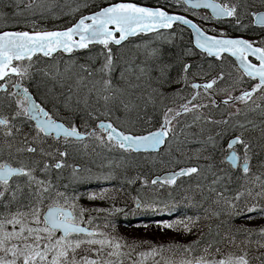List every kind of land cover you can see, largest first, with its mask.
I'll return each mask as SVG.
<instances>
[{"label":"snow or ice","instance_id":"1","mask_svg":"<svg viewBox=\"0 0 264 264\" xmlns=\"http://www.w3.org/2000/svg\"><path fill=\"white\" fill-rule=\"evenodd\" d=\"M14 3L17 8L23 5L25 10L33 14L36 11L43 13L50 10L47 0H14ZM176 3L189 5L193 10L211 9L212 15L217 19L235 17L238 24L240 16L244 15L249 19V25L241 24L242 27L255 25L264 31V10L257 7L258 3L264 7V0H176ZM241 5L244 6L243 12L238 11ZM184 11H188V8ZM20 14L22 13H13ZM4 19V15L0 13V22ZM174 24L190 26L195 34V47L208 57L221 59L224 53H228L238 61L236 70L240 73L239 77L228 88L220 89L227 97L221 102L234 108L229 117L239 116L245 109L258 112L264 117V41L257 45L256 42L242 37L206 35L201 27L182 15L169 14L160 8L139 6L127 0L110 3L99 11L81 16L75 24L62 31H37L35 25L31 32L0 31V140L7 144V158L0 155V264H146L149 258L153 264H176L164 257L163 253L166 251L179 252V264H253V261L264 264V252L250 255L253 245L257 249H264V228L258 233H253L249 228L236 229L235 232L242 234L243 239H239L231 230H226L222 233L218 231L213 240L205 244L201 243V238L189 245L167 248L163 245L153 246L148 251L137 252L140 244L128 243L111 232L101 230L96 225L91 210L80 207L75 196H69L66 191L57 189L50 179L53 170L65 167L63 158L68 156V151H61L58 145L63 144L67 149L75 141L82 142L85 136L94 138L101 145H112L125 151L148 152L164 145L169 140L170 133L175 135L176 126L173 122L179 124L182 114L192 116V123L185 121V127L189 129L200 122L212 125L229 124V120L219 121L212 119L210 115L205 116L201 109L210 105L199 102L205 95L210 94L209 90L214 85L225 80L223 71L203 85L192 83V89H203V93L196 91L190 94V98L182 97L185 102L179 109L166 108L159 129L148 131L145 135L126 134L118 131L112 123L103 121L91 132L82 133L71 120H63L56 112H50L46 106H42V102L38 103L29 89L23 86V81L30 78L29 68L34 56L40 54L51 57L57 51L72 53L74 50L100 44L106 51L101 53L104 62L98 69L79 65L75 72L66 67L64 73L57 72V75L65 76L67 80L75 76L77 87L91 84L88 94L95 93L96 102L103 101L108 114H111L113 107L119 109L120 106L125 111H131L139 107L132 99L135 94L133 90L141 88L142 85L133 83L123 73V86L118 87L113 82L115 65L108 46L110 43L119 45L129 36L138 33L170 30ZM186 54H191V50ZM150 55H156L155 51ZM249 57L255 58L258 63H253ZM25 61L28 62L27 65ZM191 68V64L183 65L185 82ZM159 71L163 76L165 67H160ZM148 75L149 70L140 67L135 74V80L141 81ZM244 77L248 81H255L250 89L240 87L246 82ZM9 88L14 91L10 92ZM236 89H239V94L232 95V91ZM72 95L73 88L69 85L68 94L64 95L62 101L69 111H74ZM137 99H143V96ZM83 102L87 105L88 98L85 97ZM79 103L80 100L77 99L76 104ZM211 104L215 105L216 101H211ZM239 105H243V108ZM24 126L29 127V132L22 131ZM235 127L240 130V135L229 140V154L219 165L210 164L206 169L195 166L183 168L163 180L153 179L151 184L171 186L176 184L177 177H191L194 174L200 176L207 172L212 177L207 190L215 195L213 202L222 205L221 210L214 215H226L229 219L241 215V201L245 202L244 212L264 211V208L258 209L256 203H248L264 200V162L257 167V171H252L255 150L258 147L264 151V143L253 144L251 139L244 136V132L259 128L261 139H264V120L259 125L255 121L246 120ZM222 135L223 132L217 133V136ZM50 139L54 143L49 144ZM203 143L212 144L215 148L217 140L209 135ZM237 146L243 149L241 155H237ZM225 161L230 168L221 167ZM235 170L242 173L244 182L240 184L242 190L236 191L230 197L225 193L229 191L228 184L232 182ZM78 171L74 169V175ZM199 187L198 184L197 188ZM98 198L103 199L104 196L89 197L93 200ZM49 200L55 201V206L49 204ZM153 206V202L146 203L137 199V207ZM194 223L192 218H188L179 221L178 225L165 224L164 227L177 230L182 227L183 231L190 232ZM223 224L224 221H221L218 227H223ZM253 235H258L260 239H252ZM157 256L160 257L159 260L155 259Z\"/></svg>","mask_w":264,"mask_h":264},{"label":"trees","instance_id":"2","mask_svg":"<svg viewBox=\"0 0 264 264\" xmlns=\"http://www.w3.org/2000/svg\"><path fill=\"white\" fill-rule=\"evenodd\" d=\"M120 1L121 0H47V7H49L50 10L44 11L43 13H41L40 11H36V13L33 14L32 12L25 10L23 5H20V7L17 8L14 0H0V13H2L5 18L9 19L8 21L13 22L11 26H6V28L4 29L24 30V28L22 27V22L16 21L23 18H31L32 16H34L33 18L35 20V23H40L36 26H43L45 27V29H62L72 25L80 16L94 12L106 5H109L110 3H116ZM127 1H133L152 6H163L169 9V7L172 6L170 5L171 1L176 0ZM85 3L87 4L86 7L84 6ZM257 7L260 8V10L264 9V7L260 6L259 3L257 4ZM20 9H24V12H22L21 15H12L15 11H20ZM28 14L32 15L27 16ZM241 18V21H249V19L244 15ZM228 29H231L228 30V33L230 35H235L234 32H240V34H242L238 28L228 27ZM247 30H251L244 33L248 36L255 37L256 35H261L258 34L259 32H261V30L253 26H251ZM173 32H178V35H180L181 37H176ZM169 35L173 37L169 39L170 41L168 43L165 44L166 49L161 54L159 61H139L141 67L149 70V75L143 77L141 81L135 80V74H137L139 70L138 66H136V63H132V65L127 66L124 65V63H126V61H130L131 58H134V60L135 58H137L136 62H138L139 57L142 58L143 53H136V50L131 44L134 40H137L145 35H139L135 38L129 39L120 46H114L112 44H109L108 46L109 48H111L115 65V71L112 74L113 82L117 84L118 87L123 86L124 81L121 77V74L123 73L125 76L129 77L133 83H140L142 85L141 88L133 90L135 94L132 99L139 105V107L134 108V110H137L135 114V120H145L141 124V128L139 125V127L130 129L129 131H131L132 133H142L154 129V126H156L157 124H161L163 120V111H165L166 108L173 106L178 101H181L177 96L182 95V97H186L185 94L187 90L183 88H180L179 91L176 90L168 94L167 96H165V93L159 94L156 92H150L151 89L149 90L150 87H153L154 85L157 86V84L160 86V89H164L177 80V68L179 67V64L181 65L182 63V60L178 59L180 56H182L184 50H186L185 46L190 47V50L194 52L195 57L201 55L203 57L202 60L207 59L204 54L199 53L192 46L190 34L186 28L175 26L171 31H169ZM155 37L156 36H154V38ZM158 48H160V46H154L152 52L155 51V53H159ZM180 48L183 49L180 50ZM104 51H106V49L103 48V45L93 44L90 45L87 49L72 52L69 54L57 53L52 55L51 57H44L43 55L34 56L33 63L29 68L30 78L24 80L25 85L32 91L34 97L40 103L42 102L44 106H46L47 110H49L50 112H56L57 115L63 120H71L72 123H74L79 128L92 127L101 119L109 120L114 124L115 119L113 118V116L120 117L122 120L125 117L127 119L129 115L126 114V111L122 106H120L119 109L113 107L111 114H108L106 108L104 107L103 101L97 103L95 93L91 95L88 94V88L91 87V84H88L87 87H85L84 85H80L79 87H77L75 76H73V78L70 80H67L65 76H62L59 80V75L55 74L56 70L57 72L64 73L66 67L72 68L75 72L78 70L79 65H89L93 70L98 69L104 62V56L101 55V53ZM70 57L72 58L70 59ZM27 63L28 62L25 61L26 65ZM217 63L222 66H226V68H224L225 70H222L224 73L226 72L227 65H229V69L231 67V65L228 64V61L226 60H217L215 64ZM232 66L234 67V69H236L233 64ZM160 67H165V74L163 76H161V73L159 71ZM171 67L173 68L174 72L173 74L168 75V72L171 71ZM125 69H132L134 71L126 72ZM45 73H48V75H45ZM52 73H54L56 76H51ZM225 80L226 85L228 86L232 82H234L232 75L230 77H225ZM244 80L246 82L241 84V87L243 88H250L251 85L255 83L254 81H248V79L246 78H244ZM60 84L64 85L58 86ZM69 85H71L73 88L71 104L74 111H69L63 106L62 103V101L64 100V95L68 94ZM140 96H143V99H137V97ZM85 97L88 98L87 105H85L83 102ZM77 99L80 100V103L78 105L76 104ZM145 101H147L146 104ZM54 104L55 107L53 106ZM232 109L233 107L230 109L229 105L216 103L206 110L209 111L205 114V116L210 115L214 120H229L231 122L234 116L230 118L229 113L233 111ZM89 113H92V115L90 116ZM181 116L179 117V119L181 118ZM173 123L175 124L176 129H178L181 125L180 123L176 124L175 121ZM202 123L203 132H201V126H198L197 124L191 128L193 129V133H196V135L198 136L202 135L203 133H212L211 135L214 134V136H217V133L222 132L225 128L228 129V125H224L223 123L219 125H212L204 122ZM259 123L260 122L258 120L256 124L259 125ZM181 126L187 129L185 127V124ZM205 129H207L208 131H205ZM236 134L240 135L237 131H232L231 128L228 133H226L224 136L222 135V138L220 139V141L222 142L221 146H217L215 148L213 145L209 146V144L203 143L202 139L196 140L195 144L189 146L188 144L179 143L181 144V148H183L182 146H185V148H189L188 151L185 152V155H183L184 158L180 160L181 162L179 164L170 163L172 157H170L169 154L165 153L168 148L166 147L167 142L165 143V146L160 149V151L155 153L156 157L153 163H151V161L147 162L141 159V156L143 155L142 153L135 154L129 152L132 155L131 160L133 159L134 161L128 163V156H124L122 161L123 163H120V165H122L124 169H126L127 167L130 168L129 174L134 175L132 176L131 182L125 177H117L115 179L113 178V182L108 181V185L106 187H98L99 183H91L87 186L86 184L80 185L70 183L69 186L67 185L65 190L67 193H73L74 195H76L78 197L77 199L80 201L83 200L85 196L82 191L83 188L81 187L84 186L85 188H95V191L94 193H92V195H103L104 198L93 200L89 199L88 197L87 201H91L90 203L94 202L97 205L101 206L110 205L114 208H121L124 210L134 209L136 198L143 197L148 200L150 197H152L147 202H153L154 206L152 208L146 207L145 211L151 209L166 210L168 214L163 215V218L161 219L150 220L149 222L147 220L142 223L131 224V226L129 227L120 225L123 224L124 220L115 215L113 216V218H111L112 220L109 217H101V221L104 224V230L111 233L116 230L123 229L124 227L126 229L141 228V230L153 228L159 233V235L168 236V239L166 241L162 243L156 242L157 246L163 245L165 246V248H167L169 246L189 245L201 238V243L205 244L206 242L213 240L218 231L222 233L226 230H231L238 236L239 239H243V235L236 233L235 230L239 228H249L253 230V233H258L261 228H264V211H256L250 213L244 212L245 202L241 201V215L232 216L230 219L226 215H220L219 217H217L216 215H214V213L220 211L222 205L215 204L213 202L215 199V195L210 194L207 190L208 186L211 183V176L208 179L202 180L197 179L196 177L189 178L188 176H184L179 178L176 181L175 185H164L157 191L151 190L152 186L155 185H152L150 182L152 177H154L155 175L167 172L169 170L180 169L185 166L190 167L192 163L195 164L193 165V167H200L202 169H206L210 164L219 165L220 161L225 158L228 139L233 138ZM244 136L245 138L251 139L253 144L264 143V139H261L259 128L244 132ZM216 138H218L219 140V136H217ZM191 146L196 148L195 152L190 149ZM176 148L177 146H172L171 150L175 152L178 150ZM255 151L256 155L253 156L252 160L253 172L257 171V167L262 162H264V151H261L258 147ZM70 153L71 156H69V160L74 162L73 164L75 165H80V163H82L84 159H86V157H84L82 153L79 154L73 149ZM129 153L127 152L128 155ZM161 154L162 156H160ZM198 154L200 155V157L197 156ZM182 161L184 162L182 163ZM160 162L161 164H159ZM221 167L230 168V165H228L225 161V163L221 165ZM61 171L53 170L50 174V179L53 181L57 189H59L60 191H65L63 190V184L65 180H67V171ZM204 175L208 176V173L205 172ZM243 182L244 181L242 179V173L239 170H235V174L232 175V182L228 184L229 191H227L225 194L231 197L235 194L236 191L242 190L240 188V184ZM198 184L200 185L199 188H197ZM75 186L76 188L73 189V187ZM53 202L55 201H48L49 204H54ZM248 203H256L258 209L264 208V200L249 201ZM83 205L88 206V204L85 203ZM188 218H192V220L195 221L190 232L183 231L182 227H180V230H177L176 228L164 227L165 224L178 225L179 221L187 220ZM221 221H224L223 227H218ZM252 239H260V237L258 235H253ZM144 241L145 237L141 238V240H137L136 243L140 244L141 246ZM260 252H264V249H257L255 245H253L250 250V255H259ZM164 253L168 255H180L179 252L172 251H166ZM253 264H258V262L253 261Z\"/></svg>","mask_w":264,"mask_h":264},{"label":"rangeland","instance_id":"3","mask_svg":"<svg viewBox=\"0 0 264 264\" xmlns=\"http://www.w3.org/2000/svg\"><path fill=\"white\" fill-rule=\"evenodd\" d=\"M170 5H172L171 7L166 8L168 10H173V11H177L179 13H183L186 14L187 16L193 18L195 21L199 22L200 24H202L206 29H210V30H216V34H221V33H225L224 29H222L223 27L220 26V24L215 23L212 19H204L203 17H201L200 15H202V12H195L192 11L190 9H188V11H184V9L186 7H184V5H180L177 4L176 1H171ZM243 7L241 6V8L239 9V11L243 12ZM21 11V12H20ZM20 11L17 10V12L22 13L24 12V9H20ZM16 12V11H15ZM13 15V14H12ZM21 15V14H20ZM32 14H28L27 16H30ZM14 16H19V15H14ZM243 15L240 16V18ZM34 16H32L31 18H23V19H19L16 22H22V27L24 28V30L26 31H33V25H35V30H46L45 27L43 26H36L39 25L40 23H35V20L33 18ZM242 19V18H241ZM9 19L5 18L3 22H0V29H4L6 28V26H11V24L13 23L12 21H8ZM236 20V19H235ZM7 21V22H5ZM237 21V20H236ZM241 22V20H240ZM246 28V27H245ZM174 35H176V37L178 36L179 38L181 37L180 35H178V32H173ZM154 36H156L154 38ZM173 36L169 35V31H161V32H157L148 36H142L137 40H134L132 42V46L134 47V49L136 50V53H140L142 55V58H138V62H136V59L134 60V58H131L130 61H126V63H124V65H132L136 63V66H138V68L141 67V65L139 64V61L143 62L145 60H149V61H159L161 54L165 51L166 49V43H168ZM182 41V40H181ZM154 46H160V48H158V52L156 53V55H150V53H152L153 47ZM186 50H184L182 56L179 57L178 60H182L181 65L179 64V67L177 68V80L173 83L168 85L167 87H165L164 89H160V86L157 84V86H153L150 87L149 90L151 89L150 92H156V93H165V96H167L168 94L174 92V91H179L180 88L186 89L187 92L185 94L186 97L190 98V94L194 93L196 91H200L201 93H203V89H198V90H194L191 88V84L195 81H198L199 83L205 84L208 81H211L213 78H215L222 70H225L224 68H226V66H222L220 64H215V62L217 60H210V59H205L202 60V56L198 55V57L194 56V52L191 51V54H186L189 52L190 47L189 46H185ZM122 49V48H120ZM183 48H180V50ZM196 52V51H195ZM197 53V52H196ZM144 56V57H143ZM134 57V56H133ZM72 57H70L71 59ZM73 62V61H71ZM179 63V62H178ZM184 64H191L192 68L190 69L189 73L187 74V82H185V74L182 71L183 65ZM171 71L168 72V75L173 74L174 70L171 67L170 69ZM235 73H233L232 71ZM62 73V72H60ZM231 73L232 76H236V75H240V73L234 69L233 66L230 67L229 69V65H227V69L225 72V77H230L228 74ZM55 74L57 75V70L55 71ZM54 73L51 74V76H56ZM62 76H59V80L61 79ZM77 79V78H76ZM198 83V84H199ZM64 84H60L58 86H63ZM159 87V88H158ZM229 86L226 85V80L223 81H219L217 85H214V88L212 90H209L210 94L209 96H211V94H215V101L218 104H222V98L220 97L221 91L220 89H225L228 88ZM241 87V86H240ZM156 88V89H155ZM243 88V87H241ZM155 89V91H153ZM164 90V91H163ZM167 93V94H166ZM239 94V89L233 90L232 91V95H238ZM208 95H205L204 98L200 99L199 102L203 103V104H208L211 106H213L211 104ZM181 101H178L177 103H175L173 106H171L170 108H174V109H179V106L184 103V99H182V95L181 96H177ZM218 98V99H217ZM217 99V100H216ZM241 108H243V105H239ZM209 108V107H208ZM208 108H202L201 112L205 115L208 111H206ZM232 107L230 106V109ZM234 111V108L232 109ZM232 111V112H233ZM137 110H134V108L131 111H126V114H128V118L126 119L123 118V120L120 117H114L115 122H114V126H116L117 128L122 129L123 131L128 132L130 129H134L136 127L141 128V124L144 122V120H139L136 119V114ZM80 113V112H78ZM164 113V111H163ZM82 114V113H81ZM143 117V116H142ZM139 117V118H142ZM180 120V124L183 125L185 124V121L187 123H192V116L191 114H182ZM246 120H252L257 122L259 120V122L261 123L262 120H264V117H261V115L258 112H250L247 109H245L244 111L241 112V114L239 116H234L233 120L228 124V129L225 128L222 132H223V136L229 132V130L232 128V131H237L238 134H240V130L238 128H236L235 126L238 123H242L245 122ZM259 123V124H260ZM202 122L197 123L198 126L202 127ZM160 124H157L156 126H154V129H157L159 127ZM176 129V133L175 135H172L170 133V138L166 143V154H169L170 157H172L171 159V164H179L181 161V159H183V155H185V152L188 151L189 148H185V146H182L183 148L180 147L181 144H188L189 145H193L196 143V140H200L202 139V142H204L207 137L209 135H211L212 133H203L202 135L198 136V135H193V129H185L183 126H181ZM144 129V128H143ZM181 129H184L183 132H181ZM23 132H26L25 129H22ZM205 131H208L207 129H205ZM208 134V135H207ZM214 136V134L212 135ZM235 136H238L237 134ZM217 137V136H214ZM222 138V136H219V140L218 138H216V140H218V142L216 143V146H221L222 142L220 141V139ZM181 143V144H179ZM73 147H79V148H83L86 151H82V155H84V157H86V159H84V161L82 163H80L79 168H78V172L74 175V164H71L69 167H67V180H65L64 184H63V190L66 189L67 185L69 186L70 183L72 184H78V183H87V182H97V181H106V180H110L112 178H117V177H125L128 180H130V182L132 181V176H134L133 174H129V169L130 168H126L124 169L122 167V165H120V163H123V157L124 156H128V163L131 161H134L133 159L131 160V153H129V155L127 154L126 151H123L121 149H119L118 147L112 146V145H101L98 141H96L94 138L89 137L86 140L79 142V143H75V144H71ZM212 144H209V146H211ZM172 146H177L176 149H178L177 151L173 152L171 150ZM227 147V146H226ZM194 152L196 151V148H194L193 146H191V148ZM243 149L239 146H237V153L238 155L242 154ZM175 153V154H174ZM0 155H3L4 158H7V144L2 141L0 142ZM162 156V154L160 155ZM166 156V155H165ZM198 157H200V155H197ZM155 153L153 152H146L145 154H143L141 156V159L149 162L151 161V163H153L155 161ZM253 160V158H252ZM184 161H182L183 163ZM211 162V161H209ZM161 164V162L159 163ZM195 164H191L190 167H192ZM186 167V166H185ZM253 170V168H252ZM205 174V173H204ZM193 175L191 177H196L197 179H208L210 178V174L208 173L207 175ZM126 175V176H125ZM189 177V176H188ZM189 177V178H191ZM207 177V178H205ZM108 182H103V183H99L100 186H105ZM66 186V187H65ZM162 187L160 185H155L152 186V189L150 187L151 190L157 191L158 189H161ZM66 191V190H65ZM69 196H71L70 193H67ZM75 196L77 198L76 195H72ZM90 196V194H86L83 200H78L76 199V203L80 206L83 207L85 209H89L91 210V215L95 218V223L97 226H99V228L101 229L97 219L104 214L107 215H115L117 217H127V214H130L129 212H126V209H121V208H114L113 206H101V205H97L96 203H90L89 201H87V198ZM152 197H150L149 199H151ZM139 199H141L144 202L149 201L146 200L143 197H139ZM162 201V200H161ZM54 205L56 202H53ZM62 203V202H60ZM88 204V206L83 205V204ZM141 209H145L146 207H140ZM96 209H100V210H104V211H95ZM168 213L165 212L164 215H167ZM113 234L117 237H121L123 238L125 241H127L128 243H133L136 242L137 240H141V238L145 237V241L142 243V245L140 246V248H137L136 251L137 252H143V251H148L150 250L151 247L153 246H157L156 242H164L168 239V236H161L159 235V233L153 229V228H147L146 230H141V228L135 229V228H123L120 230H116L113 232ZM148 239H152V240H148ZM164 257H166L167 259H169L170 261H174L176 262V264H179V260H180V255H168L163 253ZM155 259L159 260L160 257L157 256ZM146 264H153V261L151 258H149L146 261Z\"/></svg>","mask_w":264,"mask_h":264},{"label":"water","instance_id":"4","mask_svg":"<svg viewBox=\"0 0 264 264\" xmlns=\"http://www.w3.org/2000/svg\"><path fill=\"white\" fill-rule=\"evenodd\" d=\"M137 5H139V6H143V7H149V6H145V5H140V4H137ZM187 6H189V5H187ZM190 7V6H189ZM149 8H153V9H155V8H160V7H149ZM160 9H163V8H160ZM164 10V9H163ZM210 13H211V15H212V12H211V9H207ZM99 11V10H98ZM169 14H177V15H182V14H179V13H175V12H168ZM90 14H92V13H90ZM90 14H87V15H90ZM87 15H85V16H87ZM182 16H184V15H182ZM213 16V15H212ZM186 19H189V20H191L190 18H188V17H186V16H184ZM214 17V16H213ZM81 18V17H80ZM79 18V19H80ZM215 18V17H214ZM78 19V20H79ZM77 20V21H78ZM76 21V22H77ZM193 21V20H192ZM75 22V23H76ZM74 23V24H75ZM193 23H195L194 21H193ZM196 24V23H195ZM73 25V24H72ZM71 25V26H72ZM179 25H182V24H179ZM197 25V24H196ZM71 26H69V27H71ZM182 26H185V27H187L189 30H190V32H191V35H192V40H193V44L195 45V34H194V30L190 27V26H188V25H182ZM199 26V25H198ZM69 27H67V28H69ZM200 27V26H199ZM67 28H65V29H67ZM65 29H57V30H46V31H62V30H65ZM202 29V28H201ZM163 30V29H162ZM162 30H159V31H162ZM203 30V29H202ZM4 31H11V30H4ZM154 32H158V31H149V32H144V33H154ZM144 33H142V34H144ZM206 33V32H205ZM138 34H140V33H138ZM137 34V35H138ZM206 35H210V36H215V35H211V34H208V33H206ZM134 36H136V35H134ZM134 36H129L128 38H131V37H134ZM119 37V34L117 33V38ZM217 37H220V36H217ZM127 38V39H128ZM224 38H229V37H224ZM126 39V40H127ZM126 40H124V41H126ZM124 41H122V43L124 42ZM200 50V49H199ZM57 52H59V51H57ZM57 52H55V53H57ZM60 52H62V51H60ZM54 54V53H53ZM225 54H228V53H225ZM228 55H230V54H228ZM231 56V55H230ZM232 57V56H231ZM235 60H236V58L235 57H233ZM253 58V57H252ZM255 59V58H254ZM236 62H237V64H238V61L236 60ZM105 123H108V122H105ZM118 131H120L119 129H118ZM128 134H130V133H128ZM147 134V133H146ZM143 135H145V134H143ZM162 146V145H161ZM161 146L157 149V150H155V151H152V150H149L148 152H156V151H158L160 148H161ZM141 151H143V150H141ZM180 170H176V171H170V172H165V173H163L162 175H160V176H156V177H154L153 179H157V178H160L161 180H163L165 177H167V176H169V175H171V174H173V173H176V172H179Z\"/></svg>","mask_w":264,"mask_h":264},{"label":"flooded vegetation","instance_id":"5","mask_svg":"<svg viewBox=\"0 0 264 264\" xmlns=\"http://www.w3.org/2000/svg\"><path fill=\"white\" fill-rule=\"evenodd\" d=\"M228 22V21H227ZM227 22H226V24H227ZM233 24V23H232ZM241 24H243V25H249V21H241L239 24H237V25H228L227 24V26L228 27H233V28H238L240 31H241V35H243L244 37H251V36H248V35H246V34H244V33H246L247 31H251V30H247L248 28H250V27H242L241 26ZM24 86V85H23ZM9 91L11 92V91H14V89H11V88H9ZM34 123V122H33ZM51 140V139H50ZM60 147H65L63 144H61V145H59ZM64 150H66L65 148L62 150V151H64ZM69 153V155L71 156V153L70 152H68ZM68 157V156H67ZM67 157H65V158H63V160H64V163L65 162H67V160H68V158ZM100 186V185H99Z\"/></svg>","mask_w":264,"mask_h":264},{"label":"bare ground","instance_id":"6","mask_svg":"<svg viewBox=\"0 0 264 264\" xmlns=\"http://www.w3.org/2000/svg\"><path fill=\"white\" fill-rule=\"evenodd\" d=\"M152 33H144L145 36L151 35ZM119 50V49H118ZM120 61V60H119ZM113 120V119H112ZM153 125V123H152ZM144 130V129H143ZM193 167V166H192ZM169 171H173V170H169ZM108 185V183L105 186H98V187H106Z\"/></svg>","mask_w":264,"mask_h":264}]
</instances>
